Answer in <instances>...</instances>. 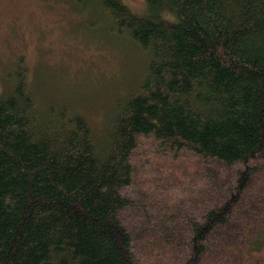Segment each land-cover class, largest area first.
Segmentation results:
<instances>
[{
  "label": "trees",
  "instance_id": "trees-1",
  "mask_svg": "<svg viewBox=\"0 0 264 264\" xmlns=\"http://www.w3.org/2000/svg\"><path fill=\"white\" fill-rule=\"evenodd\" d=\"M78 1L147 55L145 73L98 140L29 92L19 60L0 95V264H140V239L155 264H264V0H145L142 15ZM143 138L206 166L198 196L131 195Z\"/></svg>",
  "mask_w": 264,
  "mask_h": 264
},
{
  "label": "rangeland",
  "instance_id": "rangeland-1",
  "mask_svg": "<svg viewBox=\"0 0 264 264\" xmlns=\"http://www.w3.org/2000/svg\"><path fill=\"white\" fill-rule=\"evenodd\" d=\"M121 1L134 14L146 12L145 0ZM110 30L98 10L78 0H0V95L17 83L22 59L26 71L21 76L29 92L42 104L64 105L84 117L100 140L107 113L125 91L135 88L147 60L137 46ZM139 140L133 197L142 192L147 202L177 207L198 196L206 174L201 161L186 151H167L153 139ZM145 199L139 197L137 203ZM132 214L126 217L134 225ZM143 241L134 245L139 263L159 262Z\"/></svg>",
  "mask_w": 264,
  "mask_h": 264
},
{
  "label": "bare ground",
  "instance_id": "bare-ground-1",
  "mask_svg": "<svg viewBox=\"0 0 264 264\" xmlns=\"http://www.w3.org/2000/svg\"><path fill=\"white\" fill-rule=\"evenodd\" d=\"M80 13V12H79ZM144 194V193H143Z\"/></svg>",
  "mask_w": 264,
  "mask_h": 264
}]
</instances>
